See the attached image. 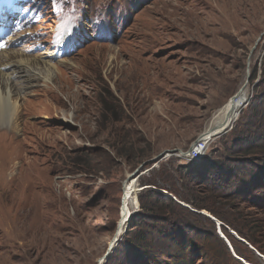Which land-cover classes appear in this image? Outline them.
Segmentation results:
<instances>
[{"label": "rangeland", "instance_id": "1", "mask_svg": "<svg viewBox=\"0 0 264 264\" xmlns=\"http://www.w3.org/2000/svg\"><path fill=\"white\" fill-rule=\"evenodd\" d=\"M31 13L17 33L26 44L2 52L37 57L55 51L69 61L57 65L61 74L49 76L46 87L22 92L21 104L45 112L30 118L25 132L33 169L11 181L6 170L15 157L0 159V264H99L121 226L128 177L138 171L140 190L148 186L142 179L164 166L188 197L177 169L206 157L252 160L242 172L232 167L217 177L209 171L188 186L199 196L213 186L226 193L242 187L236 206L216 207L243 234L152 186L195 216L169 207L174 223L148 213L127 221L102 264H264V0H39ZM244 90V112L209 142L206 155L192 162L170 156L150 172L145 164L165 151L187 154ZM254 100L258 120L247 111ZM142 192L132 220L142 211Z\"/></svg>", "mask_w": 264, "mask_h": 264}, {"label": "bare ground", "instance_id": "2", "mask_svg": "<svg viewBox=\"0 0 264 264\" xmlns=\"http://www.w3.org/2000/svg\"><path fill=\"white\" fill-rule=\"evenodd\" d=\"M22 36V34H16L15 37L9 39L8 45L26 44L27 38ZM110 59H112V56H110ZM57 60L59 59L55 51L43 53L37 57L24 55L21 51L0 52V159H4L8 154L14 155V162L10 169H4L12 176L11 181L17 178L20 172L26 171L30 167L32 168L33 165H36L35 162L28 161L27 155L30 153V150H27L26 147V140L28 138L25 132L30 125L28 120L45 112L33 111L25 104H21L22 92L31 88L46 87L44 85L47 81H50L49 76L50 78L54 75L55 77L59 76L61 71L57 65L64 64L69 60ZM55 61H57V64ZM247 100L248 96L244 90L235 100H232L218 111L201 138L208 143L227 129L229 130L238 120L240 109ZM63 119L68 122L72 120L71 117L65 115H63ZM200 141L201 139L195 143L191 151L196 149ZM207 153L202 152L199 155L193 156L184 153L182 156L187 157L192 162ZM34 172L36 171L33 170V174ZM138 191L139 188L136 181L132 183L128 182L124 187V200L121 208L123 218H121L122 222L117 231L116 239H119L123 234L127 221H129L127 219L137 210L136 208L139 205L136 197ZM116 239L110 246L109 252L117 244Z\"/></svg>", "mask_w": 264, "mask_h": 264}, {"label": "trees", "instance_id": "3", "mask_svg": "<svg viewBox=\"0 0 264 264\" xmlns=\"http://www.w3.org/2000/svg\"><path fill=\"white\" fill-rule=\"evenodd\" d=\"M257 74H258V70L255 67L254 71H253L252 80L256 79ZM262 77L264 78V71H263ZM255 104L256 103L254 100V103L252 105L250 103L251 106L250 105L248 106L249 108L247 111H249L250 113L256 114V115H251V116L255 120H258V116H259L258 112L259 111H257L258 107H256V109H255V106H256ZM242 113H241V115H242ZM240 120H241V118H240ZM239 123H240V121H239ZM240 130H241V128H240V124H239L233 130L235 133V136H237V134H239ZM256 134H257V132H256ZM262 141H263V139H260V141H258V143L262 142ZM254 142H256V141H254ZM259 147L261 148L260 151H262L264 154V150H263L264 146L262 145ZM255 155H257L256 151L255 152H247V156H255ZM207 158L208 157H206L204 159V161H201L196 165H191L188 163L186 165H183L179 169H177V171H178L177 173L180 176V179L183 181V185L181 186V189H183L184 191L187 189H190L191 195L188 193V195H189L188 197H184L183 192L180 189H177V187H175L174 182L172 183L171 179L169 180V178H171L172 176H171L170 172H168V170L164 166H161L159 168V170H155L156 168H152V166H148V169L152 168V170L150 172L155 170L150 174V177L152 179H150V180L142 179L141 182L143 184L148 185V186H154L157 189L163 188V189L168 190L170 193H173L176 196H178L181 200L185 201L188 204H191V206L194 207L195 209L207 210L208 212H210L212 214V216H214L215 218H217L219 220H222L223 222H225L226 224H228L229 226L233 227L238 232H241V234H243L241 231V227L237 226V224H235L233 220H230L229 218L226 219L225 217H223L222 214L219 213V211H221V210L216 207L217 204L220 206L228 204L229 207L236 206L237 202H240L242 197H243L242 196V192H243L242 187L237 188V191H233L232 193H226L225 191H221L222 190L221 188L213 186V187H211L210 192H206L203 195L199 196V195H197L194 188L192 190L188 186H189V184H193L197 180H203V178H205L208 175L209 171L216 172L218 174L217 177L221 176L222 174H230L229 171L233 169L232 167H234V169H233L234 171L238 170V171L242 172V170H244V167L246 168V167H248L247 165H250L249 163H252V160L248 161L246 159L243 161H239V162L235 161L234 162L233 160H230V159H227L225 161V159L223 160L221 158L218 162H213V161L207 160ZM259 160H260L259 165H261V167L264 169V156H262L261 159H259ZM219 180H220V178H219ZM161 182L166 183V185H161ZM162 198H163V195L161 193H158L157 191H154V190L143 191L139 197V200L141 202L142 211L139 214L135 215L132 221L134 223H136L143 217V214L148 213V214L154 215L155 217L160 216L161 218H164L165 222L174 223V221H176L177 215H176V212H174V214H171L168 210L169 207H174L175 209H180L182 211L187 212L191 216H195L193 213L189 212L188 210H186L182 206L178 205L174 201H172V200L164 201ZM147 199L150 200V203H147ZM152 199H156L157 202H161V204L164 205V207H161L159 205L154 204L152 202ZM204 219H206V218H204ZM259 230H261V232H264V226L262 225V227H261V224H260ZM246 236H244V237H246L251 244H253L255 247L259 246L260 242L257 239H255L252 236L250 237L249 235H246ZM236 250L239 251L238 249H236ZM261 250H263V249H261Z\"/></svg>", "mask_w": 264, "mask_h": 264}, {"label": "water", "instance_id": "4", "mask_svg": "<svg viewBox=\"0 0 264 264\" xmlns=\"http://www.w3.org/2000/svg\"><path fill=\"white\" fill-rule=\"evenodd\" d=\"M264 37V34H262L261 35V37L259 38V41H261L262 40V38ZM258 41V42H259ZM248 80H249V77H248ZM236 97L237 96H235L232 100H235L236 99ZM248 102H249V100L241 107V109H240V112H239V116H240V114L244 111V108L246 107V105L248 104ZM230 129H232V126H231V128ZM227 131L228 130H226L224 133H227ZM224 133H221V134H219V136L220 135H222V134H224ZM218 137V136H217ZM195 144H193V146H194ZM193 146H192V148H193ZM192 148L190 149V151L187 153V155H189V153L191 152V150H192ZM182 154H184L182 151H179V150H171V151H165V152H163V153H161L160 155H158L157 157H155L154 159H152V160H150L148 163H146L145 165H148V166H152V168H157L158 166H159V164L162 162V161H164L166 158H168V157H170V156H179V157H182ZM144 166V165H143ZM143 166H141L140 168H142ZM136 174H138V171L135 173V174H133V175H131L130 177H128V179H127V181L125 182V184H127L128 182H130V181H132L133 179L136 181V183H137V180H138V178H139V175H136ZM145 190H154V191H157V192H163V191H161V190H157L156 188H154V187H152V186H143V187H141V189L138 191V192H142V191H145ZM123 200H124V194H123V196H122V203H123ZM180 205H182V206H184L185 208H189L187 205H185V204H183V203H180V202H178ZM190 209V208H189ZM192 211V210H191ZM192 212H194V211H192ZM123 215H121V218H123L122 217ZM206 216H208V218L210 219V220H212L213 222H215L216 224H218V226H223L222 225V223L221 222H219L216 218H214L213 216H211V215H207L206 214ZM127 220H129V222H131L132 221V218H129V219H127ZM129 224V223H128ZM126 228H128V227H126ZM125 231H126V229H125ZM120 241H121V238L120 239H116V242H117V246H118V244L120 243ZM114 251L115 250H113L112 252H108L105 256H104V258H102L101 259V262H99V264H102L104 261H106V262H108L110 259H111V256H112V253H114Z\"/></svg>", "mask_w": 264, "mask_h": 264}, {"label": "built area", "instance_id": "5", "mask_svg": "<svg viewBox=\"0 0 264 264\" xmlns=\"http://www.w3.org/2000/svg\"><path fill=\"white\" fill-rule=\"evenodd\" d=\"M208 147H209V142L207 143V141L201 138V141L198 143V146L194 151H191L189 153V156L199 155L202 152H208Z\"/></svg>", "mask_w": 264, "mask_h": 264}, {"label": "snow or ice", "instance_id": "6", "mask_svg": "<svg viewBox=\"0 0 264 264\" xmlns=\"http://www.w3.org/2000/svg\"><path fill=\"white\" fill-rule=\"evenodd\" d=\"M4 47H6V45L4 43L0 42V48H4Z\"/></svg>", "mask_w": 264, "mask_h": 264}]
</instances>
